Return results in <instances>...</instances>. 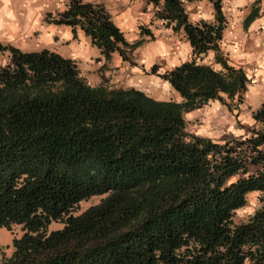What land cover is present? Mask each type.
<instances>
[{
	"label": "trees",
	"instance_id": "1",
	"mask_svg": "<svg viewBox=\"0 0 264 264\" xmlns=\"http://www.w3.org/2000/svg\"><path fill=\"white\" fill-rule=\"evenodd\" d=\"M146 1L191 44V58L160 72L180 99L93 84L72 57L0 42V226L23 229L0 264H264V100L222 139L184 114L243 101L248 77L219 51L220 0L212 21L192 20L182 0ZM45 20L80 27L105 60L131 61L144 41L100 2L69 0ZM210 49L221 69L197 59ZM252 191L253 209L239 213Z\"/></svg>",
	"mask_w": 264,
	"mask_h": 264
},
{
	"label": "crops",
	"instance_id": "2",
	"mask_svg": "<svg viewBox=\"0 0 264 264\" xmlns=\"http://www.w3.org/2000/svg\"><path fill=\"white\" fill-rule=\"evenodd\" d=\"M86 1L103 3L129 41L144 37L131 56V62L123 60L117 51L105 60L83 29L76 27L73 30L68 24L45 20L47 12L55 13L63 9L69 0H0V42L11 43L24 50L50 47L76 59L81 73L90 83L103 82L102 77L105 76L108 85L135 86L157 98L149 85L130 77L132 72L149 73L151 81L163 85L169 98H181L170 83L161 77L160 72L191 58V44L182 33L174 31L155 16L153 3L146 0ZM182 2L192 20L214 19L212 0ZM220 4L226 17V26L219 51L228 63L241 66L248 77L243 101L237 106V111L240 109V113L250 115L251 122L248 124H251L254 121L252 110L264 100V0H220ZM141 24L150 29L152 37L149 34L140 35ZM141 57L146 62L139 65L136 62ZM82 59L95 67L89 69ZM197 59L210 63L215 69L222 68L221 63L215 60L214 50H208ZM154 64L158 65L156 70L151 69ZM108 75L114 76L115 80Z\"/></svg>",
	"mask_w": 264,
	"mask_h": 264
},
{
	"label": "rangeland",
	"instance_id": "3",
	"mask_svg": "<svg viewBox=\"0 0 264 264\" xmlns=\"http://www.w3.org/2000/svg\"><path fill=\"white\" fill-rule=\"evenodd\" d=\"M16 12H18V10ZM47 48L51 49L50 47ZM1 53L2 54H0V61H4L6 59V54L8 53V50L5 49ZM81 61L86 67H89V69H93L95 67L90 65L91 63L86 62L84 59H82ZM144 62H146L144 57H141L139 58V60H137L136 63L141 65ZM156 66L158 67V65ZM131 74L130 77H133L135 80H139L142 84L149 85L151 91H153L152 94L155 95L157 98H169V93L166 91L165 88H163V85L155 84L151 81L149 73L132 72ZM108 76L112 78L111 75ZM102 78L103 80H106L105 76H103ZM112 79L115 80L114 76ZM239 111L240 109L237 111V107L232 106L230 109L218 100H209L206 104L202 105L201 107L186 111L184 114L185 117L188 119L189 126L192 129H195L197 132L209 135L215 139H222L231 135H237L242 133L244 130L243 126L247 125L248 122H251L250 115L247 116L244 113H240ZM95 199L96 197H92L86 201L81 202V205L86 206L89 202L95 201ZM256 201L257 193L253 191L249 192L248 204L244 208L240 209L239 213L251 211ZM62 225L63 223L61 221L52 220L48 224V229L58 228ZM22 232L23 229L21 228L20 224H13L11 226V229L7 228L6 226H0V260L4 255L10 254V252L12 251L14 237L20 236Z\"/></svg>",
	"mask_w": 264,
	"mask_h": 264
}]
</instances>
